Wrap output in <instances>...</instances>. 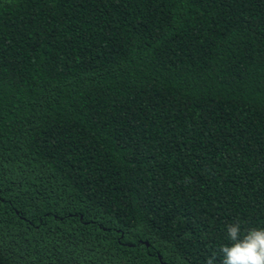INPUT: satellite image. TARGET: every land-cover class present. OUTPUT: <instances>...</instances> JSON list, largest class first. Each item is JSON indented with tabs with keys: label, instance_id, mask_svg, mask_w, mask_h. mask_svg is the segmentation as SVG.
I'll return each mask as SVG.
<instances>
[{
	"label": "trees",
	"instance_id": "obj_1",
	"mask_svg": "<svg viewBox=\"0 0 264 264\" xmlns=\"http://www.w3.org/2000/svg\"><path fill=\"white\" fill-rule=\"evenodd\" d=\"M264 228V0H0V264H222Z\"/></svg>",
	"mask_w": 264,
	"mask_h": 264
},
{
	"label": "clouds",
	"instance_id": "obj_2",
	"mask_svg": "<svg viewBox=\"0 0 264 264\" xmlns=\"http://www.w3.org/2000/svg\"><path fill=\"white\" fill-rule=\"evenodd\" d=\"M227 234L233 243L231 246H222V264H264V228H253L241 238L239 222L227 228ZM215 255L210 257L206 264H214Z\"/></svg>",
	"mask_w": 264,
	"mask_h": 264
}]
</instances>
